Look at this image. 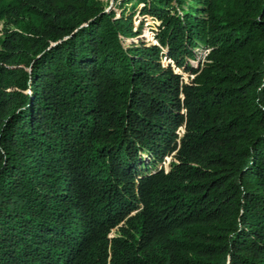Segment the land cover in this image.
Segmentation results:
<instances>
[{
	"label": "trees",
	"instance_id": "1",
	"mask_svg": "<svg viewBox=\"0 0 264 264\" xmlns=\"http://www.w3.org/2000/svg\"><path fill=\"white\" fill-rule=\"evenodd\" d=\"M0 264H264V0H0Z\"/></svg>",
	"mask_w": 264,
	"mask_h": 264
},
{
	"label": "rangeland",
	"instance_id": "2",
	"mask_svg": "<svg viewBox=\"0 0 264 264\" xmlns=\"http://www.w3.org/2000/svg\"><path fill=\"white\" fill-rule=\"evenodd\" d=\"M102 3H111V0H101ZM111 8H113L111 6ZM116 14H118V11L115 10ZM140 19V18H139ZM139 19H135V17L133 18V24L136 25L139 21ZM143 21H142V27H141V33H140V38L143 39L144 42L146 43H149V44H152L154 43V40H153V33H154V24L153 22L147 18V17H143L142 18ZM166 63V60H164L163 58H161V63ZM172 65V64H171ZM175 72L179 73L183 79V81H186L187 80V75L186 73H182L179 69H174ZM180 134V131L178 132ZM169 161V158H165L163 160L162 163H160L159 165H161L164 169H166V166H167V163Z\"/></svg>",
	"mask_w": 264,
	"mask_h": 264
}]
</instances>
